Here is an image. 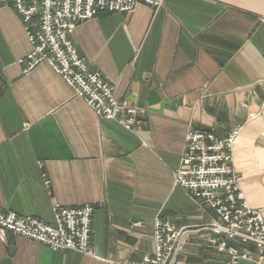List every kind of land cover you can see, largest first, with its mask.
Listing matches in <instances>:
<instances>
[{"label":"crops","instance_id":"obj_1","mask_svg":"<svg viewBox=\"0 0 264 264\" xmlns=\"http://www.w3.org/2000/svg\"><path fill=\"white\" fill-rule=\"evenodd\" d=\"M159 1L70 35L114 96L143 111L132 131L99 119L47 64L25 72L23 22L0 8V211L52 223L55 204L94 209L91 254L7 233L0 264L140 263L156 218L187 231L175 264H230L211 243L214 214L174 187L190 130L223 139L241 127L234 168L264 218V0ZM237 248L240 264H264Z\"/></svg>","mask_w":264,"mask_h":264},{"label":"built area","instance_id":"obj_2","mask_svg":"<svg viewBox=\"0 0 264 264\" xmlns=\"http://www.w3.org/2000/svg\"><path fill=\"white\" fill-rule=\"evenodd\" d=\"M154 8L159 0H0L1 7H11L21 17L30 45L25 57V72L41 63L61 77L75 96L102 120L114 121L132 131L143 111L118 100L114 89L101 75L88 68L77 53L70 35L78 24L101 14H130L140 5ZM241 127H235L223 139L210 131H188L180 164L174 174V187L181 189L200 208L215 216L209 229L221 238L217 251L226 252L230 264H240L248 252L237 246H251L259 259L264 258V218L252 209L242 191L233 163V150ZM93 207L53 206V221L45 223L32 216L0 211V240L10 233L53 251L91 254ZM187 231L175 229L156 218L152 227L154 253L140 263L175 264ZM236 244L235 245H232Z\"/></svg>","mask_w":264,"mask_h":264},{"label":"rangeland","instance_id":"obj_3","mask_svg":"<svg viewBox=\"0 0 264 264\" xmlns=\"http://www.w3.org/2000/svg\"><path fill=\"white\" fill-rule=\"evenodd\" d=\"M38 66V65H37ZM51 69V68H50Z\"/></svg>","mask_w":264,"mask_h":264}]
</instances>
